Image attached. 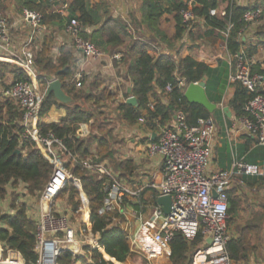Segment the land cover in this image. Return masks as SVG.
I'll list each match as a JSON object with an SVG mask.
<instances>
[{
  "label": "built area",
  "instance_id": "1",
  "mask_svg": "<svg viewBox=\"0 0 264 264\" xmlns=\"http://www.w3.org/2000/svg\"><path fill=\"white\" fill-rule=\"evenodd\" d=\"M185 3L187 7L182 10L181 15L190 31L198 20L193 11L196 1L185 0ZM67 6V3H62L56 7V11L66 16ZM245 7L243 20L249 26L263 23L264 9L256 0ZM215 13L216 9H212L211 14ZM22 21L31 27V33L21 54H3L0 60L18 65L26 72L28 79L10 82L2 89L0 96L23 112L21 148L26 143L32 144L54 169L38 201L28 194V185L19 181L16 185L11 183L7 187V202L3 204L0 199V205L3 214L14 215L18 206L26 204L28 217L36 224L34 234L38 261L32 264H60L59 259L64 253L72 256V264H94L92 252L87 248H97L104 252L100 243L101 234L94 233L91 229L90 198L84 189L82 178L75 173L78 165L101 181L104 193L101 213H119L113 217L110 226L120 225V216L138 219L151 233L157 248L165 252L170 251L171 242L177 233L182 234L190 244L201 233L202 240L194 246L190 264H233L227 248L231 239L228 190L235 183H240V180L236 181L238 175H263L262 166L236 160L232 169L210 171L216 133L215 119L198 118L191 124L186 111L183 108L176 109L172 123H159L157 137L146 148L149 157L161 158V180L151 183V186L157 190V197H172V208L169 214H165L162 207L155 203L145 221L142 210L137 212L126 206L125 198L130 188L105 160L100 159L97 154L83 157L78 152L72 153L64 140L54 132L42 130L41 109L46 94L34 69L35 53L29 46L38 35L46 33L49 26L43 22L41 12L27 7L22 10ZM232 27L230 24L222 32L225 39H228ZM85 30L87 27L77 18H72L66 25L75 49L81 50L87 57H101L103 52L99 47L82 36ZM129 30L133 32L132 26H129ZM11 45L10 24L6 17L0 15V49L9 51ZM246 48L244 46L238 54L232 55L236 63L233 65L229 62L230 80H239L249 92L255 93L264 90V73L253 71L252 66L258 60L255 55L247 58ZM118 57L119 55L115 56ZM86 76L83 70L76 72L72 81L77 88L83 87ZM178 83L184 87V92L187 82L178 78ZM165 91L170 93L172 86L167 85ZM150 108L154 109L152 104ZM244 110L246 114L237 117V125L264 146V94L257 93L248 100ZM138 122L145 124L146 120L141 117ZM91 125L92 121L81 123L76 131L77 137H87ZM71 186L79 191V208L71 202ZM14 193L17 195L16 201L11 197ZM132 194L140 197L138 192L132 191ZM208 239H211L210 243ZM0 264L29 263L18 250L6 248L5 243L0 241Z\"/></svg>",
  "mask_w": 264,
  "mask_h": 264
},
{
  "label": "trees",
  "instance_id": "2",
  "mask_svg": "<svg viewBox=\"0 0 264 264\" xmlns=\"http://www.w3.org/2000/svg\"><path fill=\"white\" fill-rule=\"evenodd\" d=\"M89 0H73L68 3L66 16L56 11L57 5L64 4L66 0H55L54 2H34L30 1L25 4L27 8L37 10L43 14V22L48 26L54 25L55 21H59L66 25L72 18H77L85 27L92 26L98 22L97 10L103 4L95 5V8L88 6ZM196 4L193 11L197 18H203L205 24L210 27L206 31V36L217 40L216 31H226L230 24L233 25L227 42V50L231 55L238 54L246 45L243 41L244 32L249 27V24L243 20V13L246 7L239 6L233 0H195ZM220 1H227L228 7L224 17L212 15L211 10L218 7ZM262 7L263 4L260 3ZM144 6L148 9L146 20L148 19L152 25L156 23L159 17L164 12H175L177 21V31L174 40L181 39L188 29L183 21L181 12L187 7L185 1H178L171 4L167 8H162L154 0H144ZM150 9V10H149ZM106 12V11H105ZM65 18H63V17ZM196 23V22H195ZM194 23V24H195ZM260 30L254 34L257 39L256 43H250L245 52L246 57L251 58L256 55L258 50L260 35L264 38V25H258ZM189 34L193 31H188ZM121 34L128 36L127 25L119 19L106 17L105 21L98 27L97 30L88 33L87 30L82 32V36L90 39L98 44L101 39L107 43L119 44L123 42ZM99 41V42H98ZM51 38L48 36L43 38L41 51H38L34 66L43 75L39 76V81L43 89L47 87V75L59 78L63 83L65 92L73 98L72 103L62 104L55 96L45 95L43 106L41 109V117L48 113L54 106L64 107L66 115L62 117L60 122L46 124L41 123L44 132L52 131L54 134L63 139L72 153L78 152L81 156L86 157L91 155L90 145L93 140L86 142L82 138H78L76 131L81 123L90 122L95 116L94 112L84 107L79 103V100L87 102L96 99V94L86 93L77 89L73 80L76 71L72 65L74 57L70 52H62L58 59H53L50 55ZM264 43V41L262 42ZM259 63L253 64L254 72L264 73L260 69ZM10 70L12 75V83L24 81L28 79L26 72L18 65L8 61L0 60V70ZM128 72L133 78V93L139 101V107L132 106L127 102L119 105L122 116L125 120L135 123L139 118L144 117L147 125H157V123L165 124L166 121L173 118L176 109L183 108L187 115L189 123L193 124L198 118L215 117L221 110H216L213 113L209 112L200 104L190 103L184 96V87L179 86L178 78L184 79L187 84L198 82L203 79L207 81V95L209 99L215 103H220L223 99V93L229 85L230 66L225 60L219 62L218 67L213 68L206 63L199 62L192 56L175 58L170 55H162L158 59L152 57L146 47H141L138 55L129 64ZM177 73L178 75L176 76ZM172 86V91L168 93L169 99L167 103L158 102L154 109L148 107L149 93L158 86L162 91L167 85ZM234 92L229 99L227 105L231 108L235 117H241L246 114L244 106L248 100L254 97L257 93H263L264 90L258 92H249L248 89L239 81L235 80L232 83ZM6 84L4 87H6ZM213 85V88L210 86ZM96 86V85H95ZM212 91L218 93L216 98L212 97ZM80 92V93H79ZM103 96L112 97L108 90H104ZM103 97V98H104ZM102 98V97H100ZM99 99V101H101ZM145 112V113H144ZM23 112L13 103L3 100L0 96V197H5L7 187L12 183L16 185L19 181H23L28 185V190L31 193L44 189L50 180L54 166L46 160L41 152L34 148L32 144H25L21 148L20 136L23 131L21 123ZM228 121V118H225ZM98 143V148L101 149L100 159L109 155V140L106 136L95 137ZM26 149V152H24ZM19 150V152H17ZM250 163H263L264 165V146L258 145L251 154L245 158ZM117 170L120 171V178L126 175H132L134 166L130 161L117 162ZM116 172V171H115ZM75 173L82 178L84 189L90 198L91 205V229L94 233H100V243L103 246L104 252L99 249L87 248L92 252L94 264H115L105 254L109 255L113 260L125 262L130 255V244L128 235L120 225L110 226L114 216H118L117 211L112 213H101L100 209L103 204L104 193L101 189V181L97 180L94 175L88 173L80 165L75 169ZM243 186L254 188L264 183V175L253 176L252 179H243ZM70 187V186H69ZM229 196V221L230 224L236 217L237 213L243 206V198L236 188L228 190ZM79 191L71 186V202L76 208H79L80 202L77 200ZM264 208V205H263ZM257 212L241 229L238 237H231L227 248L231 259L237 263L249 264L250 255L259 247L262 240V228L264 221V209ZM35 230L36 224L28 217L26 204H21L17 207L14 215L3 214L0 205V241L5 243L6 248L18 250L25 260L29 263L38 261V254L35 251ZM202 240V234L199 233L197 239L189 244L182 234L177 233L171 242V261L173 264H190L189 257L192 246L198 244ZM60 264H72V256L69 253H64L60 259Z\"/></svg>",
  "mask_w": 264,
  "mask_h": 264
},
{
  "label": "crops",
  "instance_id": "3",
  "mask_svg": "<svg viewBox=\"0 0 264 264\" xmlns=\"http://www.w3.org/2000/svg\"><path fill=\"white\" fill-rule=\"evenodd\" d=\"M3 1L4 5L0 1V8L3 7V9H5L3 12L6 14L8 23L10 24L12 45L9 51H3L0 49V56L3 54H15V52L21 54V51L26 45L28 37L31 33V27L22 21V10L26 7L25 4L30 1H34L37 3L40 1H50ZM66 1L67 4H70L73 0ZM154 1L159 3L162 8H167L175 2L185 0ZM256 1L260 4L258 0ZM251 2L252 0L235 1L237 5L243 7L249 5ZM99 3H102V7H106L107 10H105V12L103 8H100V10L96 11L100 14L97 15L98 22L93 24L92 26H87L88 33L91 34L95 30H97L98 27L105 21L106 17L111 16L114 19L123 21V23L127 25L129 35H131L128 36L125 34H121L123 42L119 44L107 43L99 38L98 40L101 41L100 44L93 41L103 52L101 57H87L81 50L75 49L72 46V36L66 31L65 21L63 24H60L59 21H55L54 25H49L47 32L38 35L29 47L34 51L36 56L37 52L41 51L42 49L41 46L43 43V38L45 36H48L49 38H51L50 55L53 57V59H58L62 55V52H70L74 57L72 65L74 66L75 71L78 72L80 70H83L87 75L83 87L77 89H82L86 93L96 94L98 98L102 97L100 99L103 101L102 103L104 104V107L108 108L109 113H114V110L111 108L116 107L117 112L122 116L119 105L125 103L130 95H134L133 78L128 72V67L129 64L138 55V51L141 49V47H146L148 53L156 59H158L162 55H170L175 58H178V56H192L197 61L206 63L213 68L218 67L221 60L227 61L223 55V53L225 54L228 52L226 47L227 39H225L222 33L223 31L215 32L218 35L217 42L215 43L210 44V42H205L202 45L200 44V40H197V35H200V33H202V38L206 37V31L210 29V27L205 24L203 18H198L195 23L196 28L194 29V31L192 30V33L189 34V32L187 31V33H185L181 39L174 40V36L177 31L175 12H164L156 21V23L152 25L148 19H145L148 13V9L144 6V0H89L88 6L90 8H95V5ZM228 5L229 4L227 1H220L218 7L215 8V15L224 17L226 15ZM131 25H134L133 27L135 28V30L133 29V32L129 30V26ZM253 28L254 26H249L243 34V41H246L245 46H248L250 43L257 42V39L256 41H253V39L255 38ZM195 30H198V34ZM261 48V46H258V50L256 53L262 52ZM116 55H119V57L115 58ZM258 63L260 65V69L264 70V61L259 60ZM34 69L39 76L44 74L39 72L35 66ZM175 74L176 76L178 75L177 73ZM46 77L48 80L57 78L51 75H47ZM3 88L4 86L0 88V92ZM44 90H46V88ZM104 90H108L111 93L112 97H104ZM225 91L223 93L222 101L220 103H217V110H221L222 112L220 117L218 118H222L224 122V129L219 128L216 125L213 148L214 150L209 166L210 171L216 169H232L233 164L236 160L247 161L245 159L246 156L251 154V152L254 151L258 145H260L255 138L243 131L242 127L237 125V117L233 115V112L228 105L223 106L222 108L219 107L220 105L224 104ZM233 92L234 88L232 89L230 98L232 97ZM216 96H218V93L212 91V97L216 98ZM168 99V93L165 90L162 91L158 86H155L154 89L149 93L148 107H150L151 104L153 105V107H155L158 102L167 103ZM224 107H229L232 113L231 117L226 116V113L223 110ZM65 115L66 109L64 107L54 106L48 113L41 117V119L42 122L46 124L56 123L60 122L62 117H64ZM173 118L166 121V123H172ZM225 118H228V121ZM158 124L159 123L153 126L147 125L146 123L141 124L138 121L135 123H131L125 120L122 116V122L118 125H114V127L107 131L108 134L100 133V136H106L109 140V155L103 157V160H105L111 168L115 162L117 163L125 161H130L134 166L133 173L131 176H129V178L122 177L124 182L130 188V192H128L125 198V203L129 209H133L137 212L142 210L145 221L149 218L153 206L155 205V203H157V190L151 186V183H158L161 180V158L159 156L149 157L146 152L148 143H150V141L155 139L158 135ZM223 137H226V139H228L231 143H236L237 155L234 152L233 158H229L228 153L224 152L222 153L223 155L221 154L222 150L226 148L224 147V143L222 142ZM90 147L92 153L91 155H99L101 149L98 148V143L95 139L91 142ZM259 165L262 166L264 175V165L261 162L259 163ZM118 173L121 174L120 171ZM238 184L242 186L237 188L236 185ZM257 187L258 186L249 188L245 185L243 186L242 180H240V183H235L232 188H237L239 194H242V192L245 193L251 189L255 191ZM132 191L138 192L140 194V197H135L132 194ZM120 217V227L124 231H126L128 235L130 255L125 262L115 261L106 254L108 258L116 262V264H173L171 261L172 249L170 248L169 252H165L157 248L151 233L143 226V223L141 221L133 217L130 219L124 216ZM229 232L231 237H238L240 234V231L237 232L234 230L233 224L229 225ZM194 246H192L190 257ZM257 254L258 251L257 253L250 255L249 264H264L260 262L261 259L259 260L257 258ZM233 264L243 263H237L233 261Z\"/></svg>",
  "mask_w": 264,
  "mask_h": 264
},
{
  "label": "rangeland",
  "instance_id": "4",
  "mask_svg": "<svg viewBox=\"0 0 264 264\" xmlns=\"http://www.w3.org/2000/svg\"><path fill=\"white\" fill-rule=\"evenodd\" d=\"M3 5H4V1L0 0ZM261 4H263V0H258ZM264 9V7H263ZM5 9H3V7L0 8V15H3L4 17L7 18L6 14L3 12ZM263 25H264V18H263ZM132 29L135 30V28L133 27L134 25H131ZM196 28V24H193V31ZM261 27H259L258 25H254L253 31L254 34L257 33L260 30ZM198 34V30H195ZM137 35V34H136ZM139 37V35H138ZM197 40H200V44L203 45V43L205 42H210L211 43H215L217 42V40L211 38V37H203L202 38V33H200V35H197ZM253 41H256V38L253 39ZM259 41H261L259 43V46H261V50L262 52L256 53L255 55V59L258 60H263L264 61V43H262L264 41L263 36L260 35V39ZM200 47V46H198ZM16 53V52H15ZM224 58L227 60V62L229 63L230 61L233 63V65H235L236 63V59L230 55L228 52L227 53H223ZM180 57V56H178ZM14 64V63H13ZM12 81V75L10 70L6 69L1 71L0 70V88H2L3 86H5L6 84H9ZM233 82L230 80V75H229V85L226 88L225 94H224V104L220 105L219 107H223L226 106L229 99H230V94L232 92V84ZM210 88H213V85L210 86ZM80 92L82 93V89L80 90ZM79 92V93H80ZM101 100V99H100ZM79 103L83 104L85 108L90 109L92 112H94V118L92 119L93 123L90 126V133L87 137H82L83 140H85L86 142H89L90 140H94L95 137H99L100 133H104V134H108L107 131H109L112 127H114V125H118L119 123L122 122V116L117 112V108H111L114 110L113 112L108 111V108L104 107V104L102 103L103 101H99V99H93V100H89L87 102H84L82 100L78 101ZM106 102V101H105ZM111 104V102H110ZM112 111V110H111ZM114 114V115H113ZM220 117V113L216 114L215 117H213L215 119V123L219 128H223L224 129V122L222 120V118H218ZM101 137V136H100ZM90 139V140H89ZM224 143V148L221 152L222 153H228L229 154V158H233L234 152L236 153V143H231L228 139H226V137H223V141ZM223 155V154H222ZM116 162L114 163V165H112V168L118 173L117 170V166H116ZM124 178H128L125 176H123ZM236 181L238 180H242L246 179V180H250L253 178V176L250 175H238L236 177ZM243 184V182H242ZM242 185H236V187H241ZM45 188V187H44ZM236 188V189H237ZM42 190L36 191L35 193H31L28 190V194L30 196L33 197V199L35 198V200L38 201L40 194L42 193ZM12 199H14V201H16L17 199V195L16 193H14L13 195H11ZM241 197L243 198V206L241 207V210L237 213L235 219L230 223L234 225V230L239 232L241 231V229L244 227V225L249 221V219H251L253 217L254 214H256L257 212H261L263 205H264V183L260 184L257 189L254 190H248V192H245L241 194ZM6 197H0L1 202L3 204H5L7 202V199H5ZM16 206V205H15ZM264 209V208H263ZM229 224V225H230ZM82 228V227H81ZM85 230V229H84ZM84 233H86L84 231ZM256 251H254L252 254L257 253V258L264 263V221H263V228H262V240L259 243V247L255 249ZM191 258L189 257V263H190Z\"/></svg>",
  "mask_w": 264,
  "mask_h": 264
},
{
  "label": "water",
  "instance_id": "5",
  "mask_svg": "<svg viewBox=\"0 0 264 264\" xmlns=\"http://www.w3.org/2000/svg\"><path fill=\"white\" fill-rule=\"evenodd\" d=\"M206 86V80L191 82L186 87L184 91V96L190 103L200 104L205 107L209 112L213 113L217 110L218 105L217 103L209 99L206 91ZM45 94L47 96L53 94L55 98L62 104H68L73 101L72 97L68 95L63 89V83L59 78H54L48 81ZM126 102L135 107L139 106V101L134 95H130L127 98ZM223 110L226 113L227 117H231L232 113L229 107H224ZM17 152H19V150ZM156 202L162 207L165 214L170 213L172 208V197L170 195L159 196L157 197ZM207 241L210 243L211 239H208Z\"/></svg>",
  "mask_w": 264,
  "mask_h": 264
}]
</instances>
